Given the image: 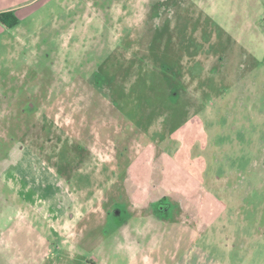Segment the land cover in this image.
Segmentation results:
<instances>
[{
	"label": "rangeland",
	"instance_id": "rangeland-1",
	"mask_svg": "<svg viewBox=\"0 0 264 264\" xmlns=\"http://www.w3.org/2000/svg\"><path fill=\"white\" fill-rule=\"evenodd\" d=\"M26 6L0 35V264H264V0Z\"/></svg>",
	"mask_w": 264,
	"mask_h": 264
},
{
	"label": "crops",
	"instance_id": "crops-1",
	"mask_svg": "<svg viewBox=\"0 0 264 264\" xmlns=\"http://www.w3.org/2000/svg\"><path fill=\"white\" fill-rule=\"evenodd\" d=\"M29 3H30V0H0V13L5 12V11H14L15 15L17 16V18L19 19V22H20V19H22L23 15H24L23 10H24V8L27 7L26 5ZM17 25H15V26H17ZM15 26H13V27H15ZM13 27H7L3 22L0 21V35H4L5 33L10 32L9 30H11V28H13ZM151 208L152 209L150 210V212L153 210H156L158 213H161L162 215L165 214L168 216L170 213L171 207L169 205H165V208L160 209V210H158L157 208H154V206ZM158 216H160V215L158 214L156 219H154L153 214H151V216H150L151 217V224L149 223V233H151V234L149 236H151L153 238L158 237L161 234V230H159V228L157 227V226H159L158 225V219H159ZM149 222H150V220H149Z\"/></svg>",
	"mask_w": 264,
	"mask_h": 264
},
{
	"label": "trees",
	"instance_id": "trees-1",
	"mask_svg": "<svg viewBox=\"0 0 264 264\" xmlns=\"http://www.w3.org/2000/svg\"><path fill=\"white\" fill-rule=\"evenodd\" d=\"M0 21L7 27H13L19 23V19L14 11H5L0 13Z\"/></svg>",
	"mask_w": 264,
	"mask_h": 264
},
{
	"label": "flooded vegetation",
	"instance_id": "flooded-vegetation-1",
	"mask_svg": "<svg viewBox=\"0 0 264 264\" xmlns=\"http://www.w3.org/2000/svg\"><path fill=\"white\" fill-rule=\"evenodd\" d=\"M154 208H157L158 210L164 209L165 208V205H161V206H159V208L155 206Z\"/></svg>",
	"mask_w": 264,
	"mask_h": 264
}]
</instances>
